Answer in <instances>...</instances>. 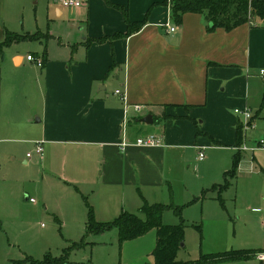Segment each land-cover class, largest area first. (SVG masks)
I'll return each mask as SVG.
<instances>
[{
  "label": "crops",
  "instance_id": "obj_1",
  "mask_svg": "<svg viewBox=\"0 0 264 264\" xmlns=\"http://www.w3.org/2000/svg\"><path fill=\"white\" fill-rule=\"evenodd\" d=\"M43 1L65 30L42 33L39 41L57 40L58 49L24 55L13 43L0 58V232L12 211L4 197L15 191L4 177L20 183L12 171L17 144L35 149L43 143L37 162L27 151L20 163L37 166L43 194L55 202L44 199V209L63 219L82 218L85 197L97 220L108 222L176 188L200 192L191 161L206 159H198L202 147L237 143L238 123L227 109L250 107L252 85L264 81V18L253 16L231 31L209 30L201 13L187 12L176 22L170 0H81L80 7ZM34 2L0 0V47L7 33L22 34L14 28L19 13ZM129 22L138 25L129 30ZM149 114L153 122H142ZM209 116L217 127L207 125ZM148 134L162 137V144L121 146L125 138ZM11 249L0 241V264H12ZM244 263L264 264L255 257L217 264Z\"/></svg>",
  "mask_w": 264,
  "mask_h": 264
},
{
  "label": "rangeland",
  "instance_id": "obj_2",
  "mask_svg": "<svg viewBox=\"0 0 264 264\" xmlns=\"http://www.w3.org/2000/svg\"><path fill=\"white\" fill-rule=\"evenodd\" d=\"M19 17L14 28L22 34L39 31L43 34L52 31L59 34L65 30L62 20L60 21L55 13L48 12L43 0L40 3L35 0L33 6L27 10L21 9ZM20 48L24 55L42 53L46 50H57L58 41L51 38L42 42L27 40L20 42ZM6 61L11 64V55L7 56ZM249 104L253 121L247 128H243L241 143V146L245 145L247 149L240 151L236 139L220 147L214 144L213 147L206 146V159L197 161L194 156L191 161L192 172L200 177L198 187L201 185L202 190L194 195L176 188L173 189V194L167 192L166 197H160V200L156 201L182 207L181 216L173 208L168 209L163 216V222L166 224H179L182 221L185 223L184 245L180 247L177 255L179 261L195 260L202 254L233 249L258 251L264 248V81L255 80ZM227 110L238 124L243 121L242 116L237 114L233 107ZM201 120L198 119L199 122ZM207 125L214 128L218 123L209 116ZM16 150L18 160L12 171L20 183L15 179L11 181L6 175L4 177V185H14L15 191L11 197H4L3 204L8 209L12 208V211H8L3 217L4 225L0 232V241L12 245V264L21 260L22 263L19 264H32L26 260L27 257L41 261L40 264L154 263L153 251L157 238L155 229L122 243L116 229L109 230L112 233L104 232L105 236L103 233L90 234L89 238H86V245L67 253L73 241L83 238L86 228L81 229L79 224L87 222L88 211L82 218L63 219L52 211L45 210L44 199L50 204L55 202L51 195L46 192L43 194L37 166L26 168L20 163L27 151L33 153L34 163L37 162V155L32 145L28 144H17ZM239 153L241 160L235 167ZM226 172H229L227 177L230 184L222 193V203L217 198L218 191H213L212 188L214 183H225ZM193 188L197 187L191 186L189 190ZM31 198L35 201H31ZM143 204L141 201L139 206L131 211L145 218V215L139 212ZM94 239L96 242H91ZM47 256L67 258L66 261L57 263L42 262Z\"/></svg>",
  "mask_w": 264,
  "mask_h": 264
},
{
  "label": "trees",
  "instance_id": "obj_3",
  "mask_svg": "<svg viewBox=\"0 0 264 264\" xmlns=\"http://www.w3.org/2000/svg\"><path fill=\"white\" fill-rule=\"evenodd\" d=\"M164 4L169 3V0H164ZM172 16L176 22L181 23L183 15L187 12L201 13L205 16L208 22L209 30H214L218 27H223L228 31L247 23L253 16L264 18V0H170ZM212 23V25H210ZM129 30L136 27L137 23L129 22ZM42 32L17 34L7 33L5 40L0 47V58L3 56V48L13 43H20L27 40H39ZM49 35L46 34V38ZM243 125L240 122L237 125V145H241L243 140ZM241 154L239 153L235 167L239 165ZM229 172H226L224 184H215L213 191H218L217 198L224 203L222 193L229 186L230 181L227 177ZM85 202L88 206V219L86 222V232L80 241L72 242L68 247L67 253L88 242L86 238L90 234H101L106 231L116 229L119 235V241L122 243L126 240H131L145 235L152 229L156 230L157 242L153 251L154 264H217L222 262H239L247 261L254 257L257 252L251 249H233L230 251L202 254L197 260L182 262L177 260V255L185 237V223L182 221L179 224H166L163 222L164 213L173 208L175 212L181 216L182 207L177 205H167L165 203H152L146 200L140 211L145 215V218L139 214L129 211H122L121 214L112 221L101 222L97 220L92 205L85 197ZM64 258L45 257L42 262L57 263L66 261ZM26 260L32 264H40L32 257H27ZM22 263L17 261L15 264Z\"/></svg>",
  "mask_w": 264,
  "mask_h": 264
},
{
  "label": "built area",
  "instance_id": "obj_4",
  "mask_svg": "<svg viewBox=\"0 0 264 264\" xmlns=\"http://www.w3.org/2000/svg\"><path fill=\"white\" fill-rule=\"evenodd\" d=\"M61 2L66 7H80L82 5L81 0H61ZM170 30L172 32H174L176 29L174 27V28H170ZM28 60L36 62V64L38 66H40V67L43 65L42 59L36 58L33 55H28ZM261 74L264 76V70H261ZM116 93L124 98V94L122 93L121 90H116ZM142 107H143L142 105H135L134 106L135 110L138 111V112L142 110ZM129 108H130V106L127 104L126 108H125L126 115L129 112ZM235 112L242 116L243 121L241 123L243 125V128H247L252 123L253 116H252L250 107L246 106L244 108H236ZM162 141H163V139L159 135L148 134V135L139 136L134 142H130L127 138H125L123 140V142L121 143V146H122V148H125V147H127L128 145H131V144H135L137 146H159V145L162 144ZM262 143H264V141H262ZM204 149H205V147H202V150L199 152V155H198V159L199 160H204L205 159V151H204ZM238 149L240 151H242V150H246L247 147L245 145L244 146L240 145V146H238ZM43 152H44L43 143L37 142L36 146H35V149H34V153L37 156H42ZM27 156L28 157H32L33 153L30 152V153L27 154ZM31 201H35V199L31 198ZM262 224H263V229H264V219L262 221ZM254 257L257 260H259V261L264 263V250L263 251H257L254 254Z\"/></svg>",
  "mask_w": 264,
  "mask_h": 264
},
{
  "label": "water",
  "instance_id": "obj_5",
  "mask_svg": "<svg viewBox=\"0 0 264 264\" xmlns=\"http://www.w3.org/2000/svg\"><path fill=\"white\" fill-rule=\"evenodd\" d=\"M210 25H212V23H210ZM142 122L144 123H152L153 122V117L151 114L145 116L144 118L141 119ZM184 245V243H182V246Z\"/></svg>",
  "mask_w": 264,
  "mask_h": 264
}]
</instances>
